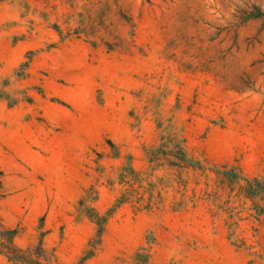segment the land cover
I'll return each mask as SVG.
<instances>
[{
	"label": "rangeland",
	"instance_id": "rangeland-1",
	"mask_svg": "<svg viewBox=\"0 0 264 264\" xmlns=\"http://www.w3.org/2000/svg\"><path fill=\"white\" fill-rule=\"evenodd\" d=\"M254 6L0 0V218L18 248L41 264H264Z\"/></svg>",
	"mask_w": 264,
	"mask_h": 264
},
{
	"label": "trees",
	"instance_id": "trees-1",
	"mask_svg": "<svg viewBox=\"0 0 264 264\" xmlns=\"http://www.w3.org/2000/svg\"><path fill=\"white\" fill-rule=\"evenodd\" d=\"M246 20L250 19H262L264 21V9L258 6H254L249 13H246ZM3 172L0 170V202L5 197L3 192ZM124 202H120V204L116 208L122 205ZM113 212V210H112ZM90 220L94 222L98 226V231L95 236L89 243V246L92 248L87 252L86 258H91L95 249L101 244L102 236L105 232V226L107 224L109 216H89ZM19 231L16 229L8 228L3 220L0 218V255H4L8 261L14 264H41L40 261L35 260V255L38 257L40 254H34L31 248L27 250L20 249L16 246V238L18 236ZM44 234V233H43ZM40 252H44L43 244L38 247ZM39 252V253H40Z\"/></svg>",
	"mask_w": 264,
	"mask_h": 264
}]
</instances>
